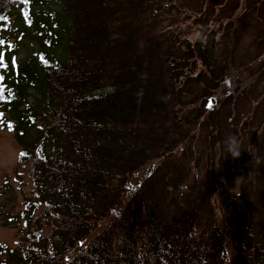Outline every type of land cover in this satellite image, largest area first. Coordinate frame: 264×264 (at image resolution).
Here are the masks:
<instances>
[{"label": "trees", "instance_id": "1", "mask_svg": "<svg viewBox=\"0 0 264 264\" xmlns=\"http://www.w3.org/2000/svg\"><path fill=\"white\" fill-rule=\"evenodd\" d=\"M0 125V264H264V0H0Z\"/></svg>", "mask_w": 264, "mask_h": 264}, {"label": "rangeland", "instance_id": "2", "mask_svg": "<svg viewBox=\"0 0 264 264\" xmlns=\"http://www.w3.org/2000/svg\"><path fill=\"white\" fill-rule=\"evenodd\" d=\"M240 1L243 5L244 0ZM239 12L240 9L237 14ZM192 34L194 39L196 33ZM232 84L235 85V81ZM19 151L12 134L0 125V244L9 249L26 246L23 222L13 226L8 218L22 212V200L30 196L32 189L27 171L17 165Z\"/></svg>", "mask_w": 264, "mask_h": 264}, {"label": "clouds", "instance_id": "3", "mask_svg": "<svg viewBox=\"0 0 264 264\" xmlns=\"http://www.w3.org/2000/svg\"><path fill=\"white\" fill-rule=\"evenodd\" d=\"M230 152L233 157H238L240 155V152L238 151V148L236 146V141L234 138L230 140Z\"/></svg>", "mask_w": 264, "mask_h": 264}]
</instances>
